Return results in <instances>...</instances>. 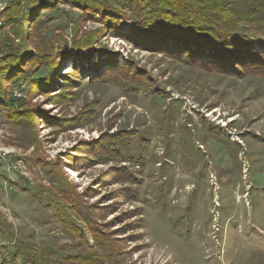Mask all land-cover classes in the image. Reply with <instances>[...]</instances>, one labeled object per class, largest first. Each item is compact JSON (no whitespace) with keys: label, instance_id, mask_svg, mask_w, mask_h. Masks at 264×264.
I'll return each mask as SVG.
<instances>
[{"label":"rangeland","instance_id":"rangeland-1","mask_svg":"<svg viewBox=\"0 0 264 264\" xmlns=\"http://www.w3.org/2000/svg\"><path fill=\"white\" fill-rule=\"evenodd\" d=\"M17 2L22 35L9 25L0 46L17 40L31 74L49 59L56 68L50 93L6 82L31 118L0 111V249L13 248L7 236L55 264L97 254L105 264H264V78L206 72L104 36L105 53L89 52L73 72L75 55L57 52L75 30L101 25L61 1L29 23ZM131 66L152 83L132 90L113 75Z\"/></svg>","mask_w":264,"mask_h":264},{"label":"trees","instance_id":"trees-1","mask_svg":"<svg viewBox=\"0 0 264 264\" xmlns=\"http://www.w3.org/2000/svg\"><path fill=\"white\" fill-rule=\"evenodd\" d=\"M17 1L11 2L5 12V25L6 28L13 26L16 37H20L22 29L18 27V18L22 16V7ZM24 1L28 12L24 14V21L29 23L37 22V16L32 14L37 7L44 6L40 10L56 9V3L61 1L85 13L86 20L101 25V29L85 30L82 35L75 30L69 50L57 52L59 57L75 55L71 59L73 72L77 70L75 63H82L81 57L89 52L105 53V46L99 43V37L104 36L125 41L134 49L161 53L166 58L206 72L264 78V0H43L35 4ZM127 23L129 29L125 27ZM6 39L2 42L0 56V111H5L7 118L15 122L21 118L28 121L31 117L16 110L15 102L20 99L8 100L6 82L25 81L35 87L36 92L50 93L56 63L49 59L39 72L31 74L26 66L33 59L21 58L17 49L19 42ZM118 62L114 60L110 65L123 68ZM130 71L132 73L128 75H113L132 90L144 89L152 83L148 78L143 80L140 72L136 73L138 68ZM97 75L95 73L91 78ZM152 91V95L163 98L157 91ZM102 153L108 154L107 150ZM127 181L131 183V180ZM3 234L6 235L0 232ZM93 238L97 245L98 239ZM6 240L13 248L0 249V264H51L49 261L55 264L50 260L53 257L46 254L49 261L46 260L40 249L23 247L20 241L7 236ZM102 241L109 247L105 253L114 257L110 242L104 238ZM81 261L82 264H105L99 254L93 258L86 256Z\"/></svg>","mask_w":264,"mask_h":264},{"label":"bare ground","instance_id":"bare-ground-1","mask_svg":"<svg viewBox=\"0 0 264 264\" xmlns=\"http://www.w3.org/2000/svg\"><path fill=\"white\" fill-rule=\"evenodd\" d=\"M5 12H6V2H3L0 4V31L6 30V25L4 23Z\"/></svg>","mask_w":264,"mask_h":264},{"label":"built area","instance_id":"built-area-1","mask_svg":"<svg viewBox=\"0 0 264 264\" xmlns=\"http://www.w3.org/2000/svg\"><path fill=\"white\" fill-rule=\"evenodd\" d=\"M13 1H16V0H0V4L3 3V2H6V11L10 5L11 2ZM4 23H5V20H4ZM4 31L6 30H3V31H0V40L2 39L3 35H4ZM1 48H0V56L2 55V52H1Z\"/></svg>","mask_w":264,"mask_h":264}]
</instances>
